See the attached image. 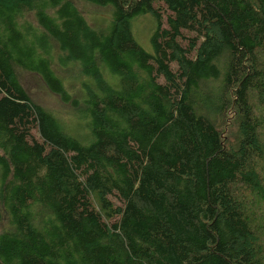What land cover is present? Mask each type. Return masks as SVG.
<instances>
[{"label": "trees", "instance_id": "trees-1", "mask_svg": "<svg viewBox=\"0 0 264 264\" xmlns=\"http://www.w3.org/2000/svg\"><path fill=\"white\" fill-rule=\"evenodd\" d=\"M81 1L0 0V264H264V0Z\"/></svg>", "mask_w": 264, "mask_h": 264}, {"label": "rangeland", "instance_id": "rangeland-1", "mask_svg": "<svg viewBox=\"0 0 264 264\" xmlns=\"http://www.w3.org/2000/svg\"><path fill=\"white\" fill-rule=\"evenodd\" d=\"M79 7L86 13V18L89 21L96 22L97 20L92 19L93 16H99V17H107L108 14H110V10L107 8H100L97 5H89L85 3V1H81V3H78ZM97 23V22H96ZM135 24V30L137 34L139 35L140 41L142 47L150 49L149 48V36L151 27L154 25V21L152 18L148 15H142L137 16L134 20ZM18 77L23 83V86L28 91V93L31 94V96L40 104L43 106H47L50 110H52L56 115H59L62 117L66 122L68 120L73 121L72 119H76L75 114L73 112L72 106L62 102L60 95H56L52 92H50L45 85L46 83L44 80H42L34 71L32 70H25L18 68ZM70 86L72 88H76L77 85H75L74 82L70 83ZM79 115V114H76ZM85 122H82V120L78 121V125L82 127L80 131H75V133L80 137H85L88 132L85 130L84 126Z\"/></svg>", "mask_w": 264, "mask_h": 264}]
</instances>
